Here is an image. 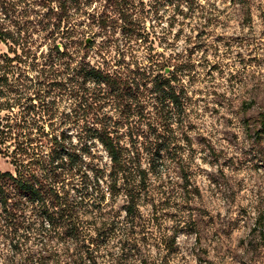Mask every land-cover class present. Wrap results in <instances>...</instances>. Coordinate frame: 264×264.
<instances>
[{"label":"trees","instance_id":"obj_1","mask_svg":"<svg viewBox=\"0 0 264 264\" xmlns=\"http://www.w3.org/2000/svg\"><path fill=\"white\" fill-rule=\"evenodd\" d=\"M162 1L170 2L175 13L166 36L165 49L171 51L153 49L146 62L123 57L99 66L86 57L77 60L70 52L74 43L86 50L95 43V35L84 41L78 35L75 40L72 24V9L93 0H0V45L9 48L0 51V62L12 65L20 59L19 49L25 51L23 40L32 27L49 31L53 42L45 56L49 70L42 68L35 85L32 79L29 88L21 84L33 93H25L18 84L7 88L27 95L21 114L0 124V145L11 152L15 166L14 171L0 170V247L4 240L12 257L20 256L7 264L121 263L143 249V240L160 223L154 180L166 185L163 172L174 168L179 195L193 192L187 116L195 102L191 82L199 72L192 51L198 44L179 51L181 30L171 35L177 20L184 24L188 17L192 22L214 14L200 0ZM230 1L244 20H252L254 0ZM107 18L98 10L92 14L93 24L103 30L110 26ZM121 20L125 27L135 26L125 13ZM5 73L0 79L7 81ZM252 87L238 110L246 136L261 148L264 165V79L255 78ZM52 92L76 104L71 118L67 115L73 127L34 120L44 112L50 120L56 116L58 99H48ZM76 117L79 122L70 120ZM144 205L150 206L148 214L141 209ZM258 220L261 225L262 216ZM183 223L191 228L187 234L196 233L200 247L198 223ZM31 239L41 246H27ZM156 241L173 249L176 238ZM200 250L197 264H213L207 251Z\"/></svg>","mask_w":264,"mask_h":264},{"label":"rangeland","instance_id":"obj_2","mask_svg":"<svg viewBox=\"0 0 264 264\" xmlns=\"http://www.w3.org/2000/svg\"><path fill=\"white\" fill-rule=\"evenodd\" d=\"M200 1L214 15H202L192 22L188 17L184 24L177 20L171 35L172 38L181 30L177 41L179 51L198 44L192 51L199 72L191 82L190 93L195 102L187 116L193 148L189 171L193 192L184 197L179 195L178 172L174 168L163 172L166 185L162 180H154L152 193L160 223L149 231L141 251L128 259L123 257L118 264H197L200 248L207 251L213 264H264V165L258 152L261 148L246 136L238 110L241 101L252 92L255 78L264 79V73L259 71L264 67V0H254L251 21L244 20L230 0ZM214 4L218 8L213 7ZM173 9L170 2L162 0H93L90 5H81L72 9V24L77 31L73 38L76 40L79 35L84 41L95 35L96 40L88 50L74 43L70 52L77 60L86 57L99 66L118 62L123 57L127 62H146L153 49L168 54L171 49H165L169 39L166 36H169L167 28L175 14ZM97 10L108 16L107 30L93 24L92 14ZM123 13L133 19L134 27L124 26ZM180 14L176 12V17L182 19ZM205 16H208V24L204 23ZM50 36V32L41 27L30 28L23 40L25 51L19 49L20 59L12 65L0 62V76L6 72L8 79H0L1 125L7 124V117L19 115L25 108V93H33V88L23 87L29 88L28 79L35 85L42 68L49 70L45 61L53 43ZM187 36L192 37L190 43L186 41ZM0 51L9 52V48L1 44ZM11 84H18L25 93L10 92ZM54 97L58 99V110L52 120L46 112L43 117L36 114L32 117L36 123L44 122L46 126L73 127L67 115L71 118L70 111L76 104L58 93L48 94V99ZM70 120L79 122L77 117ZM186 148L188 150V146ZM10 153L5 145H0L1 171L15 170ZM141 209L148 214L150 206L144 205ZM260 216L261 225L257 223ZM184 220L198 223L200 247L196 233H186L191 228L184 226ZM158 237L165 240L175 237L174 248L166 249L164 244H157ZM31 244L34 246L33 239L27 246ZM37 245L41 246L36 244L34 248ZM201 255L203 258L204 254ZM19 258V255L12 257L3 240L0 264ZM110 262L106 260L103 264Z\"/></svg>","mask_w":264,"mask_h":264},{"label":"water","instance_id":"obj_3","mask_svg":"<svg viewBox=\"0 0 264 264\" xmlns=\"http://www.w3.org/2000/svg\"><path fill=\"white\" fill-rule=\"evenodd\" d=\"M87 41H89V39ZM168 71H169V69H166V72H168Z\"/></svg>","mask_w":264,"mask_h":264}]
</instances>
